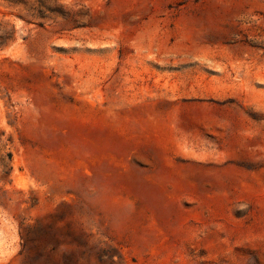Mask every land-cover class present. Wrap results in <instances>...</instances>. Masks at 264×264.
<instances>
[{
  "label": "rangeland",
  "instance_id": "rangeland-1",
  "mask_svg": "<svg viewBox=\"0 0 264 264\" xmlns=\"http://www.w3.org/2000/svg\"><path fill=\"white\" fill-rule=\"evenodd\" d=\"M56 2L0 0V264H264V0Z\"/></svg>",
  "mask_w": 264,
  "mask_h": 264
},
{
  "label": "trees",
  "instance_id": "trees-1",
  "mask_svg": "<svg viewBox=\"0 0 264 264\" xmlns=\"http://www.w3.org/2000/svg\"><path fill=\"white\" fill-rule=\"evenodd\" d=\"M37 2L39 3V7L45 8V10L51 15H54L56 17H62V18L66 16V14L62 12L61 7L57 4L56 0H37ZM38 8H35V10L38 13V15H40L39 13H41L40 12L41 10H38ZM27 22L30 23L29 21ZM37 24L42 25L41 22Z\"/></svg>",
  "mask_w": 264,
  "mask_h": 264
}]
</instances>
